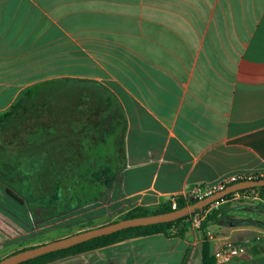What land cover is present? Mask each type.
<instances>
[{
	"label": "crops",
	"instance_id": "obj_1",
	"mask_svg": "<svg viewBox=\"0 0 264 264\" xmlns=\"http://www.w3.org/2000/svg\"><path fill=\"white\" fill-rule=\"evenodd\" d=\"M45 82L81 90L84 170L97 171L89 145L108 131L101 113L99 127H91V105L106 116L113 96L123 121L121 166L97 200L87 204L88 195H70L62 200L68 209L52 206V214L35 192L33 213L26 191H13L26 201L17 203L0 174L5 256L60 239L25 244L32 227L48 221L57 225L53 230L87 231L229 176L264 173V0H0V113ZM73 131L57 137L59 145L50 137L51 147L42 152L68 170L76 153ZM37 148L29 146L19 162L40 167V152H32ZM207 229L214 260L227 243L248 240L243 257L223 264H264V243L256 240L264 235L263 205H227ZM170 234L48 264H204V231L188 220Z\"/></svg>",
	"mask_w": 264,
	"mask_h": 264
},
{
	"label": "rangeland",
	"instance_id": "obj_2",
	"mask_svg": "<svg viewBox=\"0 0 264 264\" xmlns=\"http://www.w3.org/2000/svg\"><path fill=\"white\" fill-rule=\"evenodd\" d=\"M71 86L74 87V85L72 84ZM69 87L70 86L66 83L52 85L50 87V91L40 99H38L35 102V105L29 109L28 113H22L14 120H12L9 124H7L6 127H4L3 125L0 126V165H2V161L5 160V163L3 164L4 166H0V174L5 177L4 180L2 179L3 181L10 182L11 185L9 186L12 189L11 193L12 195L16 196V202L18 201L17 203H25L26 201L23 198H19V196L16 195L13 191H15L17 194H22V196L23 192L26 191L29 196L30 189L36 191L37 188V191H39L38 196L40 197V205H43L47 198L53 199V194L57 190V185L55 184V182H50V180L47 179L44 180V183H41L39 186L37 185V176L41 177V175H39V170L34 168V163H28L25 167L24 164H21L19 162V159L22 157V153L26 149H28L29 146H33L34 148L38 147L32 152H37L38 154L39 151L41 153L45 151L46 148L51 147L52 139L56 141V145H59L58 141L61 142L63 139L57 137H63L67 130L72 131L73 128V133H75V136H78L75 138V145H71V142L69 141V146L65 147L70 148L71 146H74L73 148H75L76 152L78 151L79 153H81L83 151L80 143L82 132V93L81 90H72L73 88L70 87L72 88L70 89ZM98 108L99 107L97 106L91 105V127L95 125V128L99 127L97 118L101 113L104 118L102 125L108 130H106L107 133L104 134V136L102 135L101 138L93 137L91 144L89 145L90 150L93 151L92 154L94 155L98 163V180L97 182L93 183L94 186H90V181L84 179L81 181V184H79V186H76L73 189V187H71L70 179H68L70 174L67 175V179H65L66 181H63L64 187L60 191V195H62L61 197H63V199L64 197H68V195L70 194L75 196H95L99 193L100 189H108L114 182V179L118 172L117 168L121 166L122 157L119 152L121 150L123 133L122 119L119 115L112 124H108L105 120L107 117V115L105 116L106 113L103 114V112H99ZM69 119L73 121L72 128L70 124L71 121L69 122ZM45 135H48L49 138H45ZM63 144L66 145V138L63 141ZM40 153L38 155L42 156V154ZM77 168L78 170L75 171V175H78V177L82 176L83 178V174L85 173L83 163L77 165ZM47 173L48 172L46 171V174ZM90 178L91 176H88V179ZM20 179H23L24 182L26 181V184L20 182ZM40 179H42V177ZM16 183H18L20 186L15 187ZM64 202L55 204L53 207L57 206L60 212H63L68 209ZM14 209L16 210L17 208ZM123 216L124 215L118 217L113 223L121 221ZM53 223L54 222L48 221L44 224L33 226L31 229V237L25 240V244H38L40 241H42L41 238L44 239L59 237L60 239H63L83 232V230L87 229V227H83L78 230L73 229L70 232H61L58 230H53L57 227V225ZM42 226L44 227L43 230L40 229V227ZM40 245H35L34 247ZM29 248L32 247H26L22 250ZM6 254L7 253H0V260L7 257L5 256Z\"/></svg>",
	"mask_w": 264,
	"mask_h": 264
},
{
	"label": "trees",
	"instance_id": "obj_3",
	"mask_svg": "<svg viewBox=\"0 0 264 264\" xmlns=\"http://www.w3.org/2000/svg\"><path fill=\"white\" fill-rule=\"evenodd\" d=\"M55 84L58 85L59 83H57V82H45V83H42L40 85H36V86L29 88L26 91H24L20 95L18 100L10 107L9 110H7L6 112L0 113V126L3 125L4 127H6L7 124H9L12 120H14L16 117H18L22 113H28L29 109L35 105V102L38 99H40L42 96H44L46 93H48L50 91V87L52 85H55ZM109 100H110L109 101L110 103L107 106L108 109L106 110V112H107L106 122L108 124H112L115 121V119L117 118V116L120 115V118L122 119V114H121V110H120L119 106L115 103L113 96L110 95ZM45 138H49L48 135H45ZM81 141H80V143H81ZM41 154H42L41 166L39 167V165H40L39 164L36 169L39 170V172H40L39 175H41L42 179H40L41 178L40 176L39 177L37 176L36 183H38L37 185L39 186L41 183H44V180L47 179V180H50V182L51 181L55 182V184L57 185V190L53 194V199L47 198L44 202V206L42 207L43 210L52 214V211H50L52 206H54L55 204H60L63 200V197H61L62 195H60L61 194L60 191L64 187L63 181H66L65 179H67V175L70 174L68 179H70L71 187H73V189H74V187L79 186V184H81L82 176L78 177V175H75V171L78 170L77 165L82 164L83 153H79V152L75 153L74 164L69 166L70 170H68L66 168V165L64 162L52 161V163H51V156H53V154L50 155L49 153H42V152H41ZM71 166H73V168H71ZM46 171L48 172L47 174H46ZM88 176H91V178L89 180L92 183L97 182L98 172L96 170L86 169L85 173L83 174V177H85V179L88 180ZM17 186H20V185L18 184L15 187H17ZM37 190H38L37 188H36V191H34L33 189H30V193L32 195H30V193H29V196L27 195L28 204L30 205V209L32 210V213L35 210V204L33 201V198H34L33 194L35 192L38 196L39 191H37ZM23 195H24V192H23ZM70 195H72V194H70ZM70 195H68V196H70ZM92 197L93 196H88L89 199H87L85 202L87 204H89V203L94 202L98 198L97 195H95L93 198ZM30 198H32V199H30ZM196 202L197 201H194L193 203H196ZM228 205H230V204H228ZM186 206H188V205L182 199H179L177 210L182 209ZM225 206H227V205H225ZM225 206H223V207H225ZM223 207H221L218 210L213 211L208 216L206 222H204L203 229H206L208 227V222L210 220L218 217V215L221 213V210L223 209ZM172 211H174V210L171 207V203L167 202V203L160 205L156 210H150V209H146V208H135V209L129 211L128 213H126L123 216L122 220L130 219V218H136V217H144V216H149V215H154V214L168 213V212H172ZM190 216L191 215H189L185 218L179 219L177 221L171 222V223H164V224L151 225V226H147V227L130 228V229L122 230V231L114 233L112 235L99 237V238L93 239L91 241L82 243L80 245L74 246L72 248L57 251L54 253H50V254L38 257L36 259L30 260V261L22 263V264H48V263L53 262L57 259L65 258L68 256H75V255L84 254V253H87L90 251H94V250H98V249H101L104 247H108L110 245H113V244H116V243H119L122 241H126L129 239H134V238H138V237H148V236L156 235L159 233L172 235V234H170V230L174 226H178V225L183 224L184 222L188 221ZM178 235H183V232H179ZM32 248H34V247H32ZM203 262H204V264H215L214 258H212L210 256L209 243L207 241H205L204 245H203Z\"/></svg>",
	"mask_w": 264,
	"mask_h": 264
},
{
	"label": "water",
	"instance_id": "obj_4",
	"mask_svg": "<svg viewBox=\"0 0 264 264\" xmlns=\"http://www.w3.org/2000/svg\"><path fill=\"white\" fill-rule=\"evenodd\" d=\"M259 187H264V179L239 182L203 200L190 204L182 209L174 210L168 213L124 219L105 226L83 231L78 234L63 239L55 240L46 244H42L34 248L21 250L0 260V264H22L50 253L72 248L74 246L80 245L82 243L91 241L99 237L112 235L122 230L171 223L179 219L185 218L198 211H203L209 205L223 199L224 197L228 196L233 192Z\"/></svg>",
	"mask_w": 264,
	"mask_h": 264
},
{
	"label": "built area",
	"instance_id": "obj_5",
	"mask_svg": "<svg viewBox=\"0 0 264 264\" xmlns=\"http://www.w3.org/2000/svg\"><path fill=\"white\" fill-rule=\"evenodd\" d=\"M264 173L229 176L223 179L220 183L209 186L202 185L195 188L193 191L184 194L182 197H173L170 199L171 207L173 210H177L179 199H182L187 205L193 204L194 201L203 200L219 191L226 189L234 184L244 181H254L264 179ZM233 203H256L264 206V187L249 188L244 190H238L224 197L223 199L214 202L206 207L203 211H198L191 214L189 223L193 229L205 232V241L212 240L213 234L207 228L203 229L204 222H206L208 216L215 210L221 207L233 204ZM258 242L264 243V235L256 237ZM251 241H245L241 244L227 243L220 251L215 254V260L218 264H223L234 259L243 257L247 252V245Z\"/></svg>",
	"mask_w": 264,
	"mask_h": 264
}]
</instances>
